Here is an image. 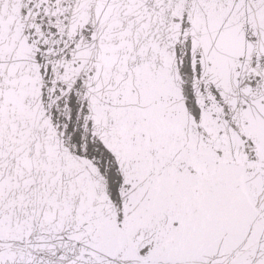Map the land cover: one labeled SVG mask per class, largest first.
<instances>
[{"label": "snow or ice", "instance_id": "snow-or-ice-1", "mask_svg": "<svg viewBox=\"0 0 264 264\" xmlns=\"http://www.w3.org/2000/svg\"><path fill=\"white\" fill-rule=\"evenodd\" d=\"M0 264H264V0H0Z\"/></svg>", "mask_w": 264, "mask_h": 264}]
</instances>
